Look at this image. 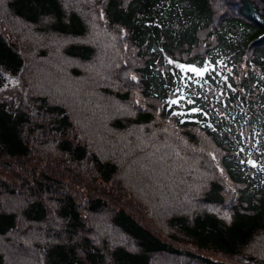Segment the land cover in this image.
<instances>
[{
  "label": "trees",
  "instance_id": "obj_1",
  "mask_svg": "<svg viewBox=\"0 0 264 264\" xmlns=\"http://www.w3.org/2000/svg\"><path fill=\"white\" fill-rule=\"evenodd\" d=\"M0 6V264H228L180 244L264 233V0Z\"/></svg>",
  "mask_w": 264,
  "mask_h": 264
},
{
  "label": "rangeland",
  "instance_id": "obj_2",
  "mask_svg": "<svg viewBox=\"0 0 264 264\" xmlns=\"http://www.w3.org/2000/svg\"><path fill=\"white\" fill-rule=\"evenodd\" d=\"M0 10H1V6H0ZM184 68L185 70L192 72V74H201L206 69V65H202L199 68H196L191 65H186L184 66ZM16 83H17V78L15 76H11L8 74L2 75V82L0 84V100H5L8 98L10 99V97L14 95V91L19 90V87ZM124 177H125L124 175H121L122 180ZM106 225L107 223L104 224L103 226H106ZM110 234L111 236H115L114 231L110 232ZM180 245L187 246L191 251L197 254H200L202 256H205L214 261L225 262L228 264H264V233L260 235L258 234L256 237H254L252 242H250L249 245L242 248L240 252L238 254H235L234 256H224L218 252H213L211 250L195 249L185 243L180 244ZM248 257H251L252 260Z\"/></svg>",
  "mask_w": 264,
  "mask_h": 264
}]
</instances>
